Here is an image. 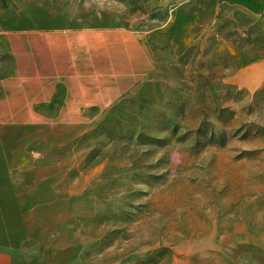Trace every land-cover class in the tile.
<instances>
[{
    "label": "rangeland",
    "instance_id": "1",
    "mask_svg": "<svg viewBox=\"0 0 264 264\" xmlns=\"http://www.w3.org/2000/svg\"><path fill=\"white\" fill-rule=\"evenodd\" d=\"M125 27L151 73L107 108L0 125L12 264H264V0H0L4 32Z\"/></svg>",
    "mask_w": 264,
    "mask_h": 264
},
{
    "label": "crops",
    "instance_id": "2",
    "mask_svg": "<svg viewBox=\"0 0 264 264\" xmlns=\"http://www.w3.org/2000/svg\"><path fill=\"white\" fill-rule=\"evenodd\" d=\"M13 70L0 78V125L41 123L37 107L60 99L55 124L73 125L91 107L107 108L153 69L141 35L125 27L4 32ZM0 264H12L0 250Z\"/></svg>",
    "mask_w": 264,
    "mask_h": 264
},
{
    "label": "trees",
    "instance_id": "3",
    "mask_svg": "<svg viewBox=\"0 0 264 264\" xmlns=\"http://www.w3.org/2000/svg\"><path fill=\"white\" fill-rule=\"evenodd\" d=\"M54 102H55V101H54ZM42 105H44V104L39 105V106L37 107V109L40 110V107H41Z\"/></svg>",
    "mask_w": 264,
    "mask_h": 264
}]
</instances>
